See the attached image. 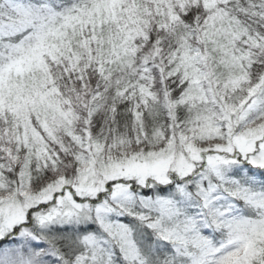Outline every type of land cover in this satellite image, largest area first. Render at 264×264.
<instances>
[{
    "label": "snow or ice",
    "instance_id": "obj_1",
    "mask_svg": "<svg viewBox=\"0 0 264 264\" xmlns=\"http://www.w3.org/2000/svg\"><path fill=\"white\" fill-rule=\"evenodd\" d=\"M0 264H264V0H0Z\"/></svg>",
    "mask_w": 264,
    "mask_h": 264
}]
</instances>
